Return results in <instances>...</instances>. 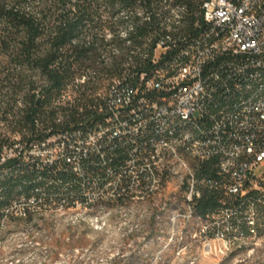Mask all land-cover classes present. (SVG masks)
Listing matches in <instances>:
<instances>
[{"label": "built area", "instance_id": "1", "mask_svg": "<svg viewBox=\"0 0 264 264\" xmlns=\"http://www.w3.org/2000/svg\"><path fill=\"white\" fill-rule=\"evenodd\" d=\"M113 1L130 8L149 4L161 13L170 8L163 19L183 23L182 34L163 31L164 39L148 40L138 64L125 63L120 78H111L110 69L75 66L79 74L53 103L58 111L46 127L39 117L27 119L21 112L1 118L0 112V193L6 184L26 185L23 196L14 191L7 204H0V235L36 228L42 219V211L32 213L36 203H44V210L77 204L97 211L98 197L108 196L110 208L128 210L139 207L138 195L151 190L155 214L144 239L151 242V226L162 224L164 205L184 196L178 206L181 245L190 236L204 253L228 254L236 250L242 225L255 229L258 245L264 238V112H257L256 102L264 101V94H252L244 109L236 108V100L241 88L264 79V0H209L207 5L199 0H69L66 7L70 17L77 5L88 7V34L109 45L118 29ZM184 8H191V16H184ZM145 17L153 29L149 13ZM126 77H134V84H126ZM180 118L193 119V127L170 136L172 122ZM8 125H17L14 138H7ZM225 125H233V135H223ZM196 135H204V142H196ZM182 137H190L209 158L201 170L212 173L207 197L213 194L219 205L202 214V234L187 232V212L203 201L187 193V164L177 169L165 158L148 159L152 147ZM84 147H92V154H84ZM29 161L39 166L58 161V169L24 171ZM5 163H14V170L3 171ZM145 166L155 169L157 184L145 181ZM31 178L58 181L59 189H28ZM142 217L131 223L139 225Z\"/></svg>", "mask_w": 264, "mask_h": 264}, {"label": "trees", "instance_id": "2", "mask_svg": "<svg viewBox=\"0 0 264 264\" xmlns=\"http://www.w3.org/2000/svg\"><path fill=\"white\" fill-rule=\"evenodd\" d=\"M68 1L0 0V112H23L25 118L39 117L43 125L48 126V119L58 111L53 103L79 74L78 69L97 62L95 49L106 44L104 38L97 34H81L88 28L86 18L92 17L90 10L87 6L82 10L77 5V11L70 17L66 7ZM28 7L30 10H26ZM89 35L91 41L87 40ZM114 43L120 45L117 40ZM78 91L85 94L81 88ZM19 99L24 103L23 108H16ZM68 110L74 113L76 109ZM46 184V180L41 181L39 188L58 190L56 186L46 187ZM202 200L196 210L201 217L219 207L213 194ZM109 204L97 202V211L77 204H70L67 209L98 216L102 213L99 209ZM43 210L42 206L36 212L42 211V219L37 220L36 228L41 227L40 222L47 216L58 214ZM91 226L96 231L105 229V226L101 229Z\"/></svg>", "mask_w": 264, "mask_h": 264}, {"label": "rangeland", "instance_id": "3", "mask_svg": "<svg viewBox=\"0 0 264 264\" xmlns=\"http://www.w3.org/2000/svg\"><path fill=\"white\" fill-rule=\"evenodd\" d=\"M183 200L184 196H175L167 202L161 212L162 224L151 226V242L144 239L155 214L150 201L138 200L139 207L128 210L110 208V204L100 208L105 222L102 231L93 230L86 220L75 224L66 216H47L41 227L0 235V264H264V241L228 254L219 249L204 253L190 236L181 245L179 224L172 220ZM137 216H145L139 225L130 220ZM187 232L202 234L195 224Z\"/></svg>", "mask_w": 264, "mask_h": 264}, {"label": "bare ground", "instance_id": "4", "mask_svg": "<svg viewBox=\"0 0 264 264\" xmlns=\"http://www.w3.org/2000/svg\"><path fill=\"white\" fill-rule=\"evenodd\" d=\"M54 1V0H53ZM209 0H199V5H207ZM113 9H115L116 17V38L120 45L112 43L98 47L97 62L90 65L93 70H101V72H109L111 78H120L123 75V67L135 66L138 59L142 57V51L146 50L149 41L156 39H164V32L167 35L182 34L183 23H175V21H164L162 15H170V8H162V13L158 10H150L149 4L125 6L120 1H113ZM145 13H149L150 24L153 29H148L147 17ZM184 16H191V8H184ZM87 28L81 34H88ZM91 41V40H88ZM122 43V44H121ZM126 84H134V77H126ZM252 94H264V79L254 85H245L241 88V97H237L236 108L244 109L245 105H251ZM22 107V99L17 101L16 108ZM257 112H264V101L256 102ZM1 118H11V113L1 112ZM193 127V119L180 118L179 121H173L170 128V136H179L185 128ZM3 133V125L0 124V134ZM17 135V125H8L7 138H14ZM223 135H233V125H225L223 127ZM196 142H204V135H196ZM84 154H92V147H84ZM177 165V169H184V163L187 164V193L197 196L198 200H202L207 196V191H213L212 173L208 170H201V165H209V158L203 155V150L195 148L190 137H182L181 140L164 141V147H152V152H148V159H163ZM36 169V174H48L52 169H58V161H46L40 164L39 161H29L24 164V171H32ZM14 163L3 164V171H13ZM145 181L149 184H157V172L152 166H145ZM46 180L47 186L53 185L59 189L58 181H48V179L31 178L28 181V189H40L39 183ZM44 187V186H43ZM23 196L26 193V185L6 184L1 189L0 204H7V196ZM140 201H151V190H144L138 195ZM97 202L110 203L108 196L98 197ZM184 204V200L182 205ZM70 205V204H69ZM199 204L193 205V211L187 212V228L192 224L201 227L202 217L197 215L196 210ZM44 207V203H36L32 206V213ZM153 207L155 205L152 204ZM50 208V209H49ZM45 206L47 212H56L61 216H66L71 222L81 219L88 220L96 229L105 226L102 220V214L98 216H90L86 211L75 213L70 211L68 206ZM174 224H179V210L172 220ZM255 229H249V225H242L240 236L235 240V248L245 246H256ZM3 240V239H2ZM264 241V238H262ZM5 243V242H4Z\"/></svg>", "mask_w": 264, "mask_h": 264}]
</instances>
